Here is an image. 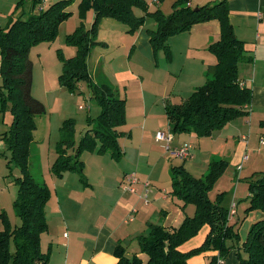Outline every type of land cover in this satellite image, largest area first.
Segmentation results:
<instances>
[{
    "label": "trees",
    "instance_id": "16d2710c",
    "mask_svg": "<svg viewBox=\"0 0 264 264\" xmlns=\"http://www.w3.org/2000/svg\"><path fill=\"white\" fill-rule=\"evenodd\" d=\"M26 0H19L20 6ZM158 1V0H157ZM160 1V0H159ZM33 7L40 0H30ZM76 0H57L39 13L20 15L9 25L0 29V103H9L11 124L3 135L4 146L10 153V164L16 165L20 175L14 179L17 197L14 201L15 215L20 221L11 227L6 214L0 210L4 229L0 231V264H48L50 251L41 249V235L47 231L45 206L50 192L44 182L36 181L30 172V144L35 129L34 117L45 113L44 105L31 95L32 63L29 50L41 42H52L60 24L72 15ZM190 0H174L172 12L164 15L159 9L148 11L146 0H77L79 17L88 10L93 11L92 28L84 29L80 24L66 36V43L76 47V55L65 59L57 53L62 62L59 83L73 91L75 84L86 81L100 108L96 119L88 118L87 129L80 137L73 155L65 147L74 143L73 121L65 120L60 128L57 157L51 172L61 177L65 172H77L82 182L84 162L81 153L96 151L109 153L112 159H119L122 152L118 143L125 132L120 128L126 123V101L120 98L116 89L108 84L94 83L87 67L90 51L96 44L94 34L103 19H113L133 34L142 25L144 16L134 15V9L145 11L156 24L154 30H147L149 44L154 55L162 49L170 60L168 39L188 31L192 26L209 21L219 24V40L210 44L207 50L216 61L205 72V81L195 88L179 105L165 103L164 113L170 133H193L198 138L207 137L221 129L235 118L248 115L252 94L248 86L239 79L241 63H252L253 58L235 34L229 19L227 0H215L210 4L191 8ZM227 168L223 160H212L207 172L194 178L182 167L170 166L171 190L169 195L181 202V209L193 205L194 214L185 217L178 228L168 229L162 225L147 224V234L136 238L139 254L127 257L125 250L117 246L114 264H186L199 253L217 251L208 264L223 262L232 249H236L239 264H264V173L255 174L247 180L248 204L245 212L258 211L262 217L250 225L244 241L238 246L239 236L233 226L228 225L229 210L221 205L220 199L212 201L208 192ZM125 175V174H124ZM85 183V182H84ZM203 226L209 227L199 248L183 253L178 248L195 237ZM233 244L228 246L227 242Z\"/></svg>",
    "mask_w": 264,
    "mask_h": 264
},
{
    "label": "rangeland",
    "instance_id": "374dc122",
    "mask_svg": "<svg viewBox=\"0 0 264 264\" xmlns=\"http://www.w3.org/2000/svg\"><path fill=\"white\" fill-rule=\"evenodd\" d=\"M146 1L148 2V11L159 9L164 15H169L172 12L174 0ZM199 1L201 0H192V8H196L200 5L198 3L202 4L205 0ZM203 3L204 5L210 4L212 1L206 0ZM21 10L20 7L17 9L16 18L20 16L17 13H20ZM72 10L73 14L62 25L60 24L61 29L59 26L56 38L52 42H41L37 46H33L28 55L32 63L31 95L45 107L44 114L34 117L33 142L35 143L30 144L29 173L36 181H44L50 192L44 213L48 229L41 237L42 251L44 253L50 251L48 264H62L65 256L68 255L66 249L61 247L63 242L54 244L56 241L49 239V233H57L58 229L64 228L67 223H70L69 219H72L74 214H79L77 208L82 202L90 203L93 200L89 191L84 193L83 189L89 188L90 178L93 180L99 176L98 165L107 168L112 164L113 167L110 168L119 171L123 165L134 163L136 160L135 155L131 153L128 154V158L125 157L124 140L127 137H120L121 141L118 142L122 154L118 160L112 159L109 153L98 154L96 151L81 153V160L84 161L83 181L85 183L80 180V175L77 172L63 173V175H67V177H63L64 179L63 175L56 177L51 172V166L57 157L56 147L58 144L56 143L60 140V128L63 122L68 119L73 121L71 132L74 144L65 147L67 154L73 155L80 137L87 129L88 118L94 120L100 113L97 100L92 95L86 81L76 83L73 91L59 83L62 62L57 53L60 52L62 57L69 59L75 56L77 51L76 47L66 43V36L73 33L80 24L88 31L92 28V10H88L92 13L88 22L86 21L87 12L81 18L76 6ZM133 11L136 16H144L143 25L133 34L125 32L126 27L113 19L105 18L97 25L94 34L96 44L90 51L87 67L94 83H102L106 80L117 89L122 98L125 94L127 119L129 116L136 117L143 112L152 115L148 127V133H152V138L145 140L146 147L151 152L141 154L139 167L142 176L141 183L148 182L150 184V193L147 195L148 204L159 197L162 198L164 194H169L171 190L170 166L182 167L196 179L207 172L210 161L223 160L227 163V168L208 192V197L212 201L219 198L225 209L230 207L232 200H235L238 206L244 205L246 203L244 199L249 194L247 180L255 174L264 173V145H261V139L264 141V114L257 111H254V114L249 112L247 116L233 119L207 137L198 138L193 133L175 134L174 145H176L175 143H192V157L187 160L171 158L165 151V144L153 138L156 129H159V132H169L170 127L165 118L163 102L164 104L179 105L187 98L192 89L201 87L206 82L204 79L205 67L214 63L216 58L207 50V46H203V42L208 37H213V42L219 40V34L212 35L219 31L217 21L196 24L188 31L170 37L167 41L170 48V60L166 59L162 49L156 55L152 53V58L148 59L136 51L132 52L133 38L141 29H155L156 24L150 16L146 15L145 11L138 8ZM99 61L103 64V69L95 72L93 67ZM250 65L251 63L239 65V70H242L241 73L238 70L239 78L241 74L249 75ZM127 72L134 73L133 80L115 82L116 73ZM247 81L251 84L248 86L251 90L252 83L248 79ZM163 91H165L163 98L160 100L156 98ZM169 97L170 100H168ZM79 106H83L85 109L80 110ZM9 107V103L5 105L0 103V210L6 214L10 226L17 227L20 225V221L14 210V201L17 197L14 179L20 175V170L14 164L8 166L10 153L6 150L3 141V135L9 130L12 120ZM190 135H192V140ZM185 141H189V143ZM159 145H162L163 148L160 149ZM172 145L170 146L173 148L177 147ZM243 154L248 156V160L240 163L241 169L237 170ZM148 156L152 162L159 160L153 177L147 175L146 160ZM164 164L167 165L166 169ZM56 188L59 196H57ZM70 188L72 191L69 205H72V209L70 214L60 213L57 203L58 201L60 204L62 203L61 190ZM173 199L175 203H178L179 200L176 197ZM187 208H189V213L186 212ZM187 208L182 209L184 211L179 219L178 227L186 215H191L194 212L193 205H189ZM160 223H163V220H160ZM3 229L4 226L0 220V231ZM62 232L63 230L59 235L54 236V239L60 237ZM136 244L133 245V247L136 246L135 250H137Z\"/></svg>",
    "mask_w": 264,
    "mask_h": 264
},
{
    "label": "crops",
    "instance_id": "0c3cea01",
    "mask_svg": "<svg viewBox=\"0 0 264 264\" xmlns=\"http://www.w3.org/2000/svg\"><path fill=\"white\" fill-rule=\"evenodd\" d=\"M18 1L19 0H0V29L5 28L13 19H16V11L19 7L22 8L20 13H17L19 15L26 16L32 12L34 14H37L41 10L46 8L49 3L57 0H40V3L37 4L36 7L32 6L30 0H26L20 6H17ZM202 1L203 0L199 2ZM211 1L213 2L215 0ZM227 1L229 8V19L233 27L234 34L239 40L245 43L246 49L248 50V52H250L253 58V62L250 65L251 67L249 75L245 76L241 74L240 78L243 79L239 78L244 86L251 85L247 81V79L252 83V89L250 93L252 94V98L250 106L249 108H247V110L252 114H254V111L264 114V0ZM203 2L202 4L198 3L200 4L198 6L204 5ZM76 5L77 0L73 4L72 9ZM189 5L192 8V0H190ZM91 15L92 13L88 11L86 16L87 22L90 20ZM217 27L219 28V24L217 25ZM147 30L154 29H141L137 32V34L133 38L132 52L136 51L145 58L151 59V55L153 52L148 42L149 38L147 35ZM124 31L126 32V29ZM215 34H219V31H216V33L212 35L217 36ZM213 40V37H208L203 42V46L208 47L210 44H212L211 42H213ZM214 63L205 67L206 70ZM93 68L94 71L97 72V70L103 69V64L99 61ZM133 75L134 73L129 72L116 73L115 82L120 83L128 80H133ZM102 83L111 86L106 82V80ZM113 88L116 89L115 87ZM194 89L189 92L188 96ZM164 94L165 91H163V93L156 98H159L160 100V98H163ZM118 95L120 96V98H122V95L119 94V92ZM123 95L124 96L122 99H125L126 96L125 94ZM168 100H170V97L168 98ZM125 101L127 103V99H125ZM164 106L165 104L163 102V108ZM126 112L127 109L124 112L125 115ZM150 116L152 115L144 112L137 115L136 117L129 116L128 119L126 118V126L124 125V127L122 126V128H120L121 131L128 134L124 136L127 137L124 140V150L126 152L125 157L128 158L129 153H131L132 155L134 154L136 157L134 163H127L123 165L122 167H120L119 171L112 170L110 168L113 167L112 164L107 168L105 166L98 165L99 176H97L95 179L93 178V180L90 178L89 188L83 189L84 193L86 191H89L90 195L93 197V200L90 203H88L87 201L82 202L77 208L79 209V214H74V217L72 219H69L70 223H67L64 228L58 229L56 231L57 233L48 232L50 235L49 239L51 241H56L54 242V244H57V242L61 244V242H63L61 247L65 248L68 253V255L65 256L62 264H114L116 262L114 253L118 245L125 250V254L127 257H130L131 254H138L139 257L142 258V260H145V256L139 254L138 245L136 244V238L147 233L148 223L162 225L168 229L178 228V225L180 224L179 219L182 217L183 211L189 205L186 206L182 211V209L180 208L181 202L178 201V203H175L173 197L169 194H167L168 196L164 194L162 198L159 197L153 200L151 204H145L142 198H140L143 192V184L141 183L142 176L140 175L139 168L141 163V154H149L151 152L150 150H148L145 144V140L149 139L152 136V133H148ZM158 130L159 129H156L154 134ZM192 135L189 136L191 140ZM120 139H118L119 142L121 141ZM173 141L174 136L172 143ZM185 142L189 143V141ZM175 144L176 145H174L173 143L172 146L179 147L184 143ZM189 144L191 145L192 143ZM159 148L162 149V145H159ZM241 160L238 165H240ZM158 162V159L157 161L152 162L150 157L148 156V159L146 160L148 176L153 177L154 170ZM166 167L167 165L164 164L165 169ZM129 172L135 173L139 180V183L135 186V193L123 192L118 188L124 174H128ZM63 177L65 178L67 177V175L64 174L62 178ZM76 189L78 190V187H76ZM71 191V188L68 190H61L60 194L62 196V203L60 204V201H58L57 203V209L60 213L65 212L67 214H70V211L72 209V205H69ZM56 192L57 196H59L57 188ZM246 198L244 199V202H246ZM233 203L235 204V213L232 216H228V225L233 226V228L237 231L239 236L238 246H240L246 237L250 225L253 223V221L260 219L262 217V214L258 211L245 212L248 206L247 202L244 205L238 206V203L235 200H232L228 210L231 208V205ZM186 212H190L189 208L186 209ZM193 214H188L185 217H191L193 216ZM160 220H163V223H160ZM183 221L184 219L182 220V222ZM62 230L63 232L60 237L54 239V236L59 235ZM208 232L209 227L203 226L195 237L182 244L178 249L181 252L186 253L193 249L199 248V246L202 245ZM64 234H66V237H64ZM43 235L44 234H42L41 237ZM40 244L42 245L41 248L43 249L42 238ZM134 244L137 245V250H135L136 246L133 247ZM232 244V241L227 242L228 246ZM129 249L131 252L129 251ZM70 252H72V254H70ZM217 256V251L202 252L198 255L190 257L187 260L186 264H208L212 257ZM222 264H239L236 249H232L228 252Z\"/></svg>",
    "mask_w": 264,
    "mask_h": 264
},
{
    "label": "built area",
    "instance_id": "2783aa9c",
    "mask_svg": "<svg viewBox=\"0 0 264 264\" xmlns=\"http://www.w3.org/2000/svg\"><path fill=\"white\" fill-rule=\"evenodd\" d=\"M80 110H84L85 108L83 106H79ZM89 110V108H88ZM154 139L158 142H163L164 148L166 153L169 154L171 158H176L179 160H187L192 157L191 150L192 146L190 144H183L177 148H172L170 145L173 140V135L170 133V130L168 133L166 132H156ZM261 145H264V141L261 139ZM248 160L247 155L242 156L241 164ZM241 164L237 166V170L241 169ZM139 183L138 178L135 173H128L125 174L122 177V180L119 183V188L123 192L128 193H135L136 188L135 186ZM150 184L148 182L143 183V192L141 194V198L143 199L144 203H148V196L150 193ZM235 213V204L233 203L231 205V208L229 209V216H232ZM64 237H66V234H64ZM219 264H222V262H219Z\"/></svg>",
    "mask_w": 264,
    "mask_h": 264
}]
</instances>
